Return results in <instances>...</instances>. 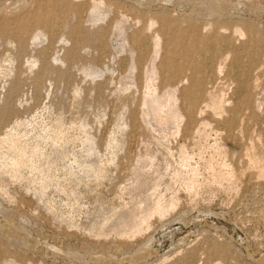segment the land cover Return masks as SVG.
<instances>
[{
    "label": "rangeland",
    "instance_id": "374dc122",
    "mask_svg": "<svg viewBox=\"0 0 264 264\" xmlns=\"http://www.w3.org/2000/svg\"><path fill=\"white\" fill-rule=\"evenodd\" d=\"M0 264H264V0H0Z\"/></svg>",
    "mask_w": 264,
    "mask_h": 264
},
{
    "label": "bare ground",
    "instance_id": "6f19581e",
    "mask_svg": "<svg viewBox=\"0 0 264 264\" xmlns=\"http://www.w3.org/2000/svg\"><path fill=\"white\" fill-rule=\"evenodd\" d=\"M213 96H214V95H213ZM159 98H160V97H159ZM215 98H216V97H215ZM155 99H156V98H155ZM162 99H163V98H162ZM162 99H161V101H162ZM157 100H158V99H156L155 101H157ZM161 101H160V102H161ZM167 101L169 102V100H167ZM165 102H166V101H165ZM154 103H155V102H154ZM157 103H158V102H157ZM166 103H167V102H166ZM153 105L155 106V104H153ZM158 105H159V104H158ZM158 105L156 104V106H158ZM162 105H164V102H163ZM162 105H161V106H162ZM165 105H168V103L165 104ZM170 105H171V104H170ZM170 105H168V106H170ZM171 106H172V105H171ZM159 107H160V105H159ZM162 107H163V106H162ZM153 109H154V107H153ZM155 109H156L157 111H158V110L161 111V109H157V108H155ZM166 109H167V106H166ZM168 109H170V108H168ZM171 109H172V108H171ZM171 109H170V111H171ZM151 110H152V109H151ZM162 110H163V109H162ZM164 110H165V108H164ZM166 111H167V110H166ZM172 111H173V110H172ZM153 112H154V111H153ZM166 113H167V112H166ZM159 114H160L161 117H162V114H161V113H159ZM170 114H171V113H170ZM154 115H155V114H154ZM156 115H157V113H156ZM166 115H167V114H166ZM168 116H169V115H168ZM170 116H171V115H170ZM171 117H172V116H171ZM164 118H166V117H164ZM164 118H163V119H164ZM252 157H253V156H252ZM220 172H221V171H220ZM223 172H224V171H223ZM218 174H219V173H217V175H218ZM225 174H226V173H223L224 176H225ZM220 175H221V174H220ZM223 175H222V176H223ZM226 175H227V174H226ZM218 177H219V176H218ZM226 177H227V176H226ZM226 177H225V178H226ZM223 178H224V177H223ZM225 178H224V180H226ZM228 178H229V177H228ZM217 179H218V178H217ZM229 179H230V178H229ZM220 180H221V179H220ZM226 181H227V180H226ZM135 224H136V223H135Z\"/></svg>",
    "mask_w": 264,
    "mask_h": 264
}]
</instances>
